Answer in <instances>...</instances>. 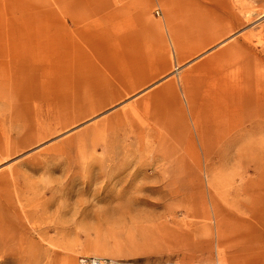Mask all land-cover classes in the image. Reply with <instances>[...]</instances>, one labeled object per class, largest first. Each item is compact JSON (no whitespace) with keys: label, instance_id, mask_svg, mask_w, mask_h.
<instances>
[{"label":"rangeland","instance_id":"rangeland-1","mask_svg":"<svg viewBox=\"0 0 264 264\" xmlns=\"http://www.w3.org/2000/svg\"><path fill=\"white\" fill-rule=\"evenodd\" d=\"M0 264H264V0H0Z\"/></svg>","mask_w":264,"mask_h":264},{"label":"bare ground","instance_id":"bare-ground-1","mask_svg":"<svg viewBox=\"0 0 264 264\" xmlns=\"http://www.w3.org/2000/svg\"><path fill=\"white\" fill-rule=\"evenodd\" d=\"M32 135H34V134H32ZM24 139L25 140H23L22 142H20L19 145H18V146L22 145L21 148H24V147L28 146V144H30L31 142H36V141L40 140L41 139V134L38 137H36V135H34V136H28V137H26ZM54 212L55 213L59 212V209H55L51 213L53 214Z\"/></svg>","mask_w":264,"mask_h":264},{"label":"crops","instance_id":"crops-1","mask_svg":"<svg viewBox=\"0 0 264 264\" xmlns=\"http://www.w3.org/2000/svg\"><path fill=\"white\" fill-rule=\"evenodd\" d=\"M182 81H183V84L185 85V83H186V81H187V77L185 76V77H183V79H182ZM186 89H188V85H186L185 86V90ZM187 91V90H186ZM238 110H236V109H234V112H237ZM216 125V124H215Z\"/></svg>","mask_w":264,"mask_h":264}]
</instances>
